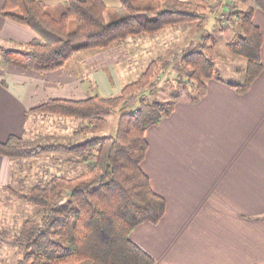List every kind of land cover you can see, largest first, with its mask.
<instances>
[{
    "label": "trees",
    "instance_id": "obj_1",
    "mask_svg": "<svg viewBox=\"0 0 264 264\" xmlns=\"http://www.w3.org/2000/svg\"><path fill=\"white\" fill-rule=\"evenodd\" d=\"M118 1L122 16L104 0H66L57 17L41 0H0V16L28 26L40 38L17 49L0 46V56L7 64L47 73L63 69L77 53L107 49L130 36L155 34L166 25L200 17L196 11L200 6L188 1ZM256 8L264 11V0H253V7L234 12L232 22L238 31L227 44L232 53L248 62L244 83L231 84L241 93L263 70L262 34L253 22ZM72 23L76 24L74 30ZM181 63L184 77L180 85L192 82L194 101L205 95L210 79H222L214 60L201 50L189 51ZM157 65L153 62L116 97L50 99L30 110L78 119L81 125L75 134L91 136L60 148L77 157L72 163L83 166L79 176L53 175L27 191H14L19 200L42 213L39 220H27L14 237L20 254L16 264H156L132 240L131 233L142 223H159L165 215L166 200L152 188L143 162L149 146L147 130L169 116L176 102L141 98L133 112L126 111L124 103L143 89H154ZM113 112L119 113L116 134L98 135L107 128L106 116ZM55 149L58 147L25 146L17 136L0 142V154L10 159H30ZM0 237L8 238V233L0 230Z\"/></svg>",
    "mask_w": 264,
    "mask_h": 264
},
{
    "label": "crops",
    "instance_id": "obj_2",
    "mask_svg": "<svg viewBox=\"0 0 264 264\" xmlns=\"http://www.w3.org/2000/svg\"><path fill=\"white\" fill-rule=\"evenodd\" d=\"M41 1L52 13L66 4ZM110 3L122 16L119 1ZM236 6L245 11L253 0L244 8L236 0ZM253 22L262 34L263 70L250 88L241 93L210 79L204 96L194 101L180 92L173 112L146 132L143 169L167 206L159 223H142L131 238L156 264H264V11L256 8ZM130 39L91 52L95 61L106 59L102 63L107 71H71L70 65L78 66L75 57L88 50L77 53L63 69L47 73L7 64L0 56V142L17 136L27 145L30 110L50 99L119 93L123 74L113 67L121 60L110 59L114 50L132 44ZM37 40L28 26L0 16V46L17 49ZM14 168L15 159L0 154V188H9Z\"/></svg>",
    "mask_w": 264,
    "mask_h": 264
},
{
    "label": "rangeland",
    "instance_id": "obj_3",
    "mask_svg": "<svg viewBox=\"0 0 264 264\" xmlns=\"http://www.w3.org/2000/svg\"><path fill=\"white\" fill-rule=\"evenodd\" d=\"M104 1L112 5L111 0ZM215 1L211 3L190 2L194 6H200L196 10L200 13L199 19L166 25L155 34L130 36L126 40L131 38L133 45L130 41L126 46L114 50L113 59L110 60H121L115 62L113 68L123 74L121 80L124 86L137 81L153 62H158L157 73L152 79L154 89H143L129 96L124 103L126 111H135L139 107L141 98H145L148 102H153L155 99L177 102V92H182L184 99L191 98L195 94L192 82L187 83L186 87L180 85L184 77L181 58L195 49L208 54L214 60L221 75V81L225 84L231 86V84L244 83L247 59L232 53L227 48V44L236 37L235 31L238 27L231 22L232 26H223L224 29H219V21L214 10ZM238 3L244 8L252 5V0H238ZM234 7L235 12L238 11L236 0ZM62 11L61 6H58L53 15L61 17ZM75 26L76 24L72 23L71 29L74 30ZM91 52L93 53L94 50H88V54L75 57L78 60V66L73 69L74 66L70 65L71 71L76 70L75 73H88L91 69L107 71L108 67L103 68L102 63L106 59L97 57L95 61L96 58ZM117 79L118 77H115L116 81ZM112 85H115L114 81ZM121 91L112 97L120 95ZM152 91L154 93H151ZM31 118L33 120V123L31 122L32 132L25 146H48L58 147V149L43 152L30 159L16 158L11 185L8 186L9 188H0V230L8 233V238L0 237L3 244L0 249V264L17 263L20 254L14 243V237L27 220H39L42 217L38 207L19 200L14 191H27L37 182L46 181L53 175L79 176L83 171V166L72 163L77 160V157L61 152L60 148L62 145L80 143L91 136L75 134L76 129L81 125L79 120L64 119L58 115L40 112H34ZM106 118L108 126L98 135L113 136L117 131L119 113L113 112Z\"/></svg>",
    "mask_w": 264,
    "mask_h": 264
},
{
    "label": "built area",
    "instance_id": "obj_4",
    "mask_svg": "<svg viewBox=\"0 0 264 264\" xmlns=\"http://www.w3.org/2000/svg\"><path fill=\"white\" fill-rule=\"evenodd\" d=\"M235 0H216L214 3V10L221 26H229L234 16Z\"/></svg>",
    "mask_w": 264,
    "mask_h": 264
}]
</instances>
